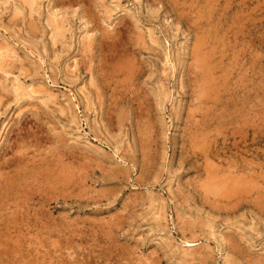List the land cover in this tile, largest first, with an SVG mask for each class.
Segmentation results:
<instances>
[{
  "label": "rangeland",
  "instance_id": "rangeland-1",
  "mask_svg": "<svg viewBox=\"0 0 264 264\" xmlns=\"http://www.w3.org/2000/svg\"><path fill=\"white\" fill-rule=\"evenodd\" d=\"M26 1L0 0V264H264V0Z\"/></svg>",
  "mask_w": 264,
  "mask_h": 264
},
{
  "label": "bare ground",
  "instance_id": "bare-ground-1",
  "mask_svg": "<svg viewBox=\"0 0 264 264\" xmlns=\"http://www.w3.org/2000/svg\"><path fill=\"white\" fill-rule=\"evenodd\" d=\"M27 1H28V0H27ZM27 1H26V2H27ZM29 1H30V0H29ZM29 1H28V2H29ZM34 2H36V0H35ZM30 3H31V1L29 2V4H30ZM36 3H37V2H36ZM37 4H38V3H37ZM39 4H40V3H39ZM25 5H26V4H25ZM35 5H36V4H35ZM20 7H21V6H20ZM27 7H28V6H27ZM34 7H35V6H34ZM29 8L31 9L32 6L30 5ZM37 8H39V7H37ZM109 9H110V8H109ZM38 10H39V9H38ZM35 11H37V10L35 9ZM51 19H53V21H54V18H51ZM51 19H50V20H51ZM58 21H59V20H58ZM49 22L51 23V21H49ZM65 22H66V21H65ZM57 23H58V22H57ZM63 23H64V22H63ZM51 24H52V23H51ZM55 25H56V24H55ZM59 25H60V24H59ZM63 25H64V24H63ZM63 25H62V26H63ZM56 26H57V25H56ZM64 26H66V25H64ZM64 26H63V27H64ZM59 28H60V27H59ZM65 29H66V28H65ZM52 30L56 31V30L53 29V28H52ZM59 31H60V30H59ZM59 31L56 32V35H57V36L59 35ZM62 32H63V31H62ZM64 33H65V31H64ZM51 34H52V33H51ZM105 34H106V33H105ZM110 34H111V33H110ZM112 35H113V34H112ZM110 36H111V35H110ZM113 36H114V35H113ZM101 37H102V36H101ZM57 38H58V37H57ZM59 38H60V37H59ZM111 38H112V37H111ZM100 39H102V38H100ZM55 40H57V39H55ZM60 40H61V39H60ZM110 41H111V40H110ZM110 41H109V42H110ZM154 41H155V40H154ZM101 42H103V41H101ZM112 42H113V41H112ZM137 42H138V41H137ZM106 43H108V42H106ZM106 43H105V39H104V44H106ZM6 44H7V43H6ZM101 44H102V43H101ZM110 44H111V43H110ZM110 44H108V45H110ZM112 44H113V43H112ZM106 45H107V44H106ZM1 46H2V44H1ZM113 46H114V45H113ZM133 46H134V45H133ZM3 47H4V46H3ZM0 49H1V48H0ZM7 51H8V50H7ZM7 51H6V52H7ZM12 51H13V50H12ZM1 52H2V50L0 51V68L2 69V68L5 67V64H6V62H7V61H6V57L8 56V54H5V55H4V54H2ZM3 53H4V52H3ZM14 53H15V52H14ZM199 53H200V52H199ZM204 53H205V52H204ZM131 54H132V53H131ZM121 56H122V55H121ZM123 56H124V55H123ZM10 57H11V56H10ZM7 58H8V57H7ZM122 58H123V57H122ZM203 58H204V57H203ZM15 59H16V58H15ZM201 59H202V57H201ZM9 60H10V59H9ZM118 60H119V59H118ZM125 61H126V60H125ZM13 62H14V61H13ZM203 62H205V61L203 60ZM8 63H9V62H8ZM131 63H132V62H131ZM199 63H200V62H199ZM16 64H17V63H16ZM76 65H77V64H76ZM124 65H125V64H124ZM128 65H129V63H128ZM199 65H200V64H199ZM134 66H135V65H134ZM8 67H10V66H8ZM8 67H7V68H8ZM124 67H125V66H124ZM124 67H123V68H124ZM128 67H129V66H128ZM5 68H6V67H5ZM11 68H12V67H11ZM11 68H10V69H11ZM14 68H15V67H14ZM116 69H117V67H116ZM5 70H6V69H5ZM113 70H114V69H113ZM122 70H123V69H122ZM125 70H126V69H125ZM127 70H128V69H127ZM208 70H209V69H208ZM9 71H10V70H9ZM9 71H8V72H9ZM128 71H129V70H128ZM3 72H4V71H3ZM122 72H124V71H122ZM122 72H121V73H122ZM126 72H127V71H126ZM135 72H136V71H135ZM197 72H198V71H197ZM207 72H208V71H207ZM209 72H211V71H209ZM209 72H208V73H209ZM117 73H118V72H117ZM119 73H120V72H119ZM130 73H131V72H130ZM111 74H112V73H111ZM113 74H114V73H113ZM124 74H125V73H124ZM132 74H133V73H132ZM203 74H204V73H203ZM109 75H110V73H109ZM119 75H120V74H118L117 76H119ZM199 75H200V74H199ZM210 75H211V73H210ZM117 76H116V77H117ZM16 77H17V76H16ZM119 77H120V76H119ZM210 77H211V76H210ZM128 78H129V77H128ZM117 79H118V78H117ZM119 79H120V78H119ZM129 79H130V78H129ZM210 79H212V78H210ZM120 80H121V79H120ZM203 80H204V79H203ZM116 81H117V80H116ZM123 81H124V80H123ZM126 81H127V80H126ZM18 83H19V82H18ZM18 83H17V84H18ZM119 83H120V82H119ZM205 83H206V82H205ZM207 83H208V82H207ZM1 85H2V83H1ZM116 85H117V83H116ZM118 85H120V84H118ZM208 85H209V84H208ZM210 85H212V84H210ZM120 86H121V85H120ZM202 86H205V84L202 85ZM24 87H26V86H24ZM111 87H112V86H111ZM20 88H21V85H20ZM4 89H5V88H4ZM6 89H7V88H6ZM21 89H22V88H21ZM116 89H117V88H116ZM201 90H202V89H201ZM201 90H200V91H201ZM203 90H204V88H203ZM37 91H38V90H37ZM205 91H206V90H205ZM24 92H25V90H24ZM41 92H43V91H41ZM25 93H26V92H25ZM44 93H45V92H44ZM21 94H22V93H21ZM199 96H200V95H199ZM2 97H4V95H3ZM1 99H2V98H1ZM200 99H201V97H200ZM43 100H44V99H43ZM46 100H47V98H46ZM206 137H207V136H206ZM206 140H207V139H206ZM84 161H85V160H84ZM208 169H209V168H208ZM208 169H207V170H208ZM220 179H221V178H220ZM226 181H227V180H226ZM210 182H211V181H210ZM210 182H209V183H210ZM212 182H213V180H212ZM219 182H220V181H219ZM220 183H221V182H220ZM207 184H208V182H207ZM224 184H225V182H224ZM210 185H211V184H210ZM213 185H214V184H213ZM49 187H50V186H49ZM212 187H213V186H212ZM225 188H226V186H225ZM217 189H218V188H217ZM223 190H224V189H223ZM207 191H208V190H207ZM221 192H222V191H221ZM221 192H220V193H221ZM212 194H213V193H212ZM233 194H234V193H233Z\"/></svg>",
  "mask_w": 264,
  "mask_h": 264
}]
</instances>
